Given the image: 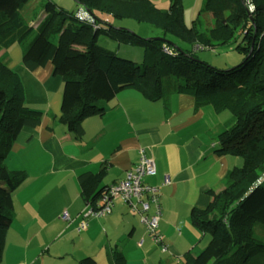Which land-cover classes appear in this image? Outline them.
Wrapping results in <instances>:
<instances>
[{
	"label": "trees",
	"instance_id": "16d2710c",
	"mask_svg": "<svg viewBox=\"0 0 264 264\" xmlns=\"http://www.w3.org/2000/svg\"><path fill=\"white\" fill-rule=\"evenodd\" d=\"M250 2L248 12L243 0H203L214 20L203 34L196 20L184 23L182 0H169L166 9L149 0H0V47L18 44L24 64L49 63L62 80L78 84V100L56 118L75 138L85 118L102 116L106 103L126 88L150 101L189 96L196 107L232 115L207 136L216 156L238 158L241 164L228 170L219 190L207 191L205 208L190 212L191 225L208 235L207 245L173 264H264L259 259L264 255V0ZM28 5L25 19L22 10ZM81 14L93 23L80 20ZM122 19L148 24L167 41L112 24ZM110 42L137 46L141 62L118 56L107 47ZM219 46L243 55L242 62L218 70L192 53ZM41 117L24 103L19 76L0 58V217H14L12 196L26 179L24 171L9 170L4 162L21 128ZM104 172L84 174L80 182L83 201L97 210L110 187L99 186ZM5 236L0 226V255ZM108 255V264H126L119 246ZM75 264L97 262L85 256Z\"/></svg>",
	"mask_w": 264,
	"mask_h": 264
},
{
	"label": "crops",
	"instance_id": "0c3cea01",
	"mask_svg": "<svg viewBox=\"0 0 264 264\" xmlns=\"http://www.w3.org/2000/svg\"><path fill=\"white\" fill-rule=\"evenodd\" d=\"M149 1L159 9L169 4V0ZM182 5L187 26L196 20V29L203 34L213 27L203 0H182ZM120 27L136 34L150 30ZM107 47L120 48L112 42ZM21 53L18 44L0 47V58L21 80L24 103L42 112V117L21 128L4 162L9 170L24 171L27 178L12 196L14 217H0L6 230L0 264H75L85 256L108 264V253L117 246L126 264H173L205 242L206 236L191 225L190 212L209 204L207 191L219 190L236 164L214 154L207 132L216 127L211 126L208 107H196L185 95L150 101L126 88L106 103L102 116L85 118L83 132L75 138L56 118L78 100V84L62 80L49 63L24 64ZM134 57L139 59V51ZM140 148L155 163V174L144 181L159 187L161 217L156 232L166 251L153 243L139 214L121 199L113 201L104 217L83 216L88 206L80 196L82 175L104 168L99 186L109 187L136 166ZM164 177L170 182L166 186L161 185ZM64 212L68 221L61 219Z\"/></svg>",
	"mask_w": 264,
	"mask_h": 264
},
{
	"label": "built area",
	"instance_id": "2783aa9c",
	"mask_svg": "<svg viewBox=\"0 0 264 264\" xmlns=\"http://www.w3.org/2000/svg\"><path fill=\"white\" fill-rule=\"evenodd\" d=\"M243 3L247 7L248 12L253 10L250 0H243ZM79 19L93 23L92 19L85 14L79 15ZM164 51L166 52V50ZM155 172V163L152 157L147 156L144 149H138V162L136 166L127 171L123 179L109 187L107 194L102 197V206L100 209H93L87 205L88 210L83 216L104 217L110 213L113 201L121 199L128 204L132 211L139 214V220L153 243L158 245L163 251H166V246L156 232L161 217L159 187L149 185L144 181L146 177L153 176ZM169 183V179L164 177L161 185L166 186ZM61 219L68 221L67 213H62ZM83 226L84 224H81V227ZM141 244L142 241L139 242V245Z\"/></svg>",
	"mask_w": 264,
	"mask_h": 264
},
{
	"label": "rangeland",
	"instance_id": "374dc122",
	"mask_svg": "<svg viewBox=\"0 0 264 264\" xmlns=\"http://www.w3.org/2000/svg\"><path fill=\"white\" fill-rule=\"evenodd\" d=\"M54 2H56V0H53ZM27 10L30 12V6H26L23 10H22V15L24 16V18L26 19V14L28 13ZM27 12V13H26ZM115 22V27L116 28H123V29H127L124 27H120L123 26L124 24L132 26L133 28H137L138 29V25L140 27H149V31L145 32L144 30L141 31V33L136 34L135 32H133L132 30H129L130 32L143 37V38H158L156 37V35L161 34V32L153 27H150L148 24H144V23H137L133 20H113ZM119 23L121 25H119ZM118 24V25H117ZM101 43V42H100ZM136 51H139V59L137 61V63L141 62V49L138 48L137 46H130V45H125V44H120V48L118 50V56L120 57H124L127 59H131L133 61L136 62V58L134 57L136 54ZM193 55L200 61L203 62H207L208 65L217 68L218 70H228L234 66H237L238 64H240L244 58L243 55L238 54L237 52H235L234 50H232V48L230 47H225V46H219V47H215L214 49H196V50H192ZM208 109L210 110V113L213 115L210 118V123L211 126L213 127H217V126H222V124L226 123L227 121H229L232 118V115L230 114V112L228 111H223L221 113L215 114L214 112H212L211 108L209 106H207ZM92 139H90L88 142H90ZM89 145V144H88ZM233 159V160H232ZM232 161H236V165L240 166L241 164V160L240 159H235V158H231ZM233 166V165H232ZM30 172H32L34 169L33 168H29L28 169ZM27 178V177H26ZM206 236V241H202V243H197V249L201 250L203 249L207 243H208V235ZM166 246V245H165ZM167 249V247H166ZM162 250V249H161ZM163 251V250H162ZM264 258V255H262L259 259ZM175 260V259H173ZM172 260V261H173ZM174 262V261H173ZM168 263H171V261H168ZM176 263V262H174ZM101 264V263H99Z\"/></svg>",
	"mask_w": 264,
	"mask_h": 264
},
{
	"label": "water",
	"instance_id": "95a60500",
	"mask_svg": "<svg viewBox=\"0 0 264 264\" xmlns=\"http://www.w3.org/2000/svg\"><path fill=\"white\" fill-rule=\"evenodd\" d=\"M157 39H160V40H163V41H167V40H165V39H162V38H157Z\"/></svg>",
	"mask_w": 264,
	"mask_h": 264
}]
</instances>
